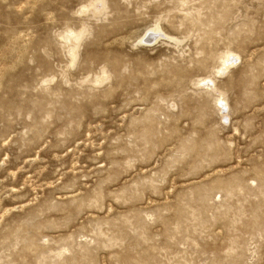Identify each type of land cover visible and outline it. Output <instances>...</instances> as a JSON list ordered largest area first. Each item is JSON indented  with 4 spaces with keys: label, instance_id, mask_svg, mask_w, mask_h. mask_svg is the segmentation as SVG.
Listing matches in <instances>:
<instances>
[{
    "label": "rangeland",
    "instance_id": "rangeland-1",
    "mask_svg": "<svg viewBox=\"0 0 264 264\" xmlns=\"http://www.w3.org/2000/svg\"><path fill=\"white\" fill-rule=\"evenodd\" d=\"M0 264H264V0H0Z\"/></svg>",
    "mask_w": 264,
    "mask_h": 264
},
{
    "label": "bare ground",
    "instance_id": "bare-ground-1",
    "mask_svg": "<svg viewBox=\"0 0 264 264\" xmlns=\"http://www.w3.org/2000/svg\"><path fill=\"white\" fill-rule=\"evenodd\" d=\"M74 36H76V35H74ZM73 37V36H72ZM79 36H77V40L79 39L78 38ZM152 41V40H151ZM231 55V54H230ZM236 56H234V58H232L231 56H229V57H226V59L224 60V66H223V68L220 70V73H221V71L223 72L224 70H226L232 63H234V62H236V60H237V58H235ZM208 82L206 81L205 82V84H207ZM210 83V82H209ZM208 83V84H209ZM209 86V85H208ZM220 105L221 106H223V107H225L226 106V104H225V102H223V101H220ZM222 107V108H223ZM225 110V109H224Z\"/></svg>",
    "mask_w": 264,
    "mask_h": 264
}]
</instances>
